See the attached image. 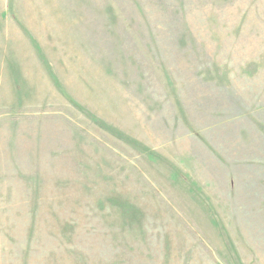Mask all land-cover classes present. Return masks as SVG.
I'll use <instances>...</instances> for the list:
<instances>
[{"label": "rangeland", "instance_id": "rangeland-1", "mask_svg": "<svg viewBox=\"0 0 264 264\" xmlns=\"http://www.w3.org/2000/svg\"><path fill=\"white\" fill-rule=\"evenodd\" d=\"M0 264H264V0H0Z\"/></svg>", "mask_w": 264, "mask_h": 264}]
</instances>
